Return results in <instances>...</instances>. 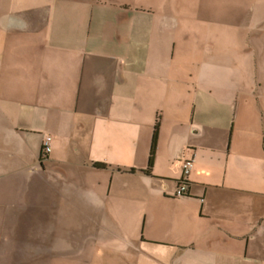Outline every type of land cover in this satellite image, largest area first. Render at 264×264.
<instances>
[{
	"label": "crops",
	"instance_id": "obj_1",
	"mask_svg": "<svg viewBox=\"0 0 264 264\" xmlns=\"http://www.w3.org/2000/svg\"><path fill=\"white\" fill-rule=\"evenodd\" d=\"M160 1L0 0V264H264L253 20Z\"/></svg>",
	"mask_w": 264,
	"mask_h": 264
},
{
	"label": "rangeland",
	"instance_id": "obj_2",
	"mask_svg": "<svg viewBox=\"0 0 264 264\" xmlns=\"http://www.w3.org/2000/svg\"><path fill=\"white\" fill-rule=\"evenodd\" d=\"M181 4L183 6V15H177L176 10L178 9V6L176 5V0H161V5L163 4L165 6V11L167 12L168 16H172L173 18H176L174 16H178L180 22H182V26H188L189 23L187 21H198L200 25H206L207 20L210 17H214L216 19H219L217 15L224 12L223 15L225 21L232 22V28L234 29L235 33H238L239 27H238V21L240 16H245L246 20L250 21L253 20L252 25V33L254 31H257V33L250 36L248 39V43L252 46L253 49H250L247 47L245 50V57L247 59H252L255 64V75L247 73L248 71H244L240 68V66H236L234 69H237L241 76L244 78H249L247 81V89L249 90L252 86L251 81H253V84L256 85L255 90H260V93L264 94V0H181ZM29 5V4H28ZM231 24V23H230ZM232 35V32L229 34ZM205 34L203 29H200V33L198 34V37L200 38V41H203L205 38ZM213 60H217V55L213 52L211 53ZM196 61L193 63L195 64ZM183 71L185 73L192 72L193 70L189 68L188 66L182 67ZM201 69V67H200ZM238 80L240 78H236L235 81L232 82L233 85H236ZM217 84V83H216ZM225 86L228 85V83H224ZM232 85V86H233ZM231 86V84H229ZM230 91V87H229ZM222 107H220L219 110H217L216 114H219ZM220 129H225L229 125H217ZM249 127H255L258 129L259 125H248ZM257 126V127H256ZM193 153V152H191ZM194 162V159H192ZM183 177V169L181 171V175L177 180L178 181ZM190 177V176H189ZM188 177V180H189ZM223 177V176H222ZM192 183V181H190ZM207 179H200L196 181L197 184H200L201 186H197L199 189L205 191L207 189L206 186H217L219 187V184L223 186V178L219 182L211 181L212 185L207 183ZM10 187H15L16 184H18V178L14 181H10L8 183ZM173 184V183H171ZM217 184V185H216ZM27 184L23 182L22 184V190L27 191L30 190V185L27 188ZM18 187H20V184H18ZM190 187V183H189ZM193 187V186H192ZM196 187V185H195ZM212 191L211 188H208V193ZM176 196V195H175ZM179 197V196H176ZM182 197V196H181ZM203 197V195H202ZM27 197L24 196L23 201L25 203H28Z\"/></svg>",
	"mask_w": 264,
	"mask_h": 264
},
{
	"label": "built area",
	"instance_id": "obj_3",
	"mask_svg": "<svg viewBox=\"0 0 264 264\" xmlns=\"http://www.w3.org/2000/svg\"><path fill=\"white\" fill-rule=\"evenodd\" d=\"M51 137L46 136L43 142L42 153L43 156L47 155L51 151L50 147ZM193 167V160L188 158L183 163V177L177 183L176 196H184L189 189L188 176Z\"/></svg>",
	"mask_w": 264,
	"mask_h": 264
},
{
	"label": "trees",
	"instance_id": "obj_4",
	"mask_svg": "<svg viewBox=\"0 0 264 264\" xmlns=\"http://www.w3.org/2000/svg\"><path fill=\"white\" fill-rule=\"evenodd\" d=\"M157 140H158V129L156 127L154 134H153V138H152L150 156H149V160H148V171H150V169L152 168L153 163H154V156H155L156 147H157ZM101 166H103V165H101Z\"/></svg>",
	"mask_w": 264,
	"mask_h": 264
}]
</instances>
